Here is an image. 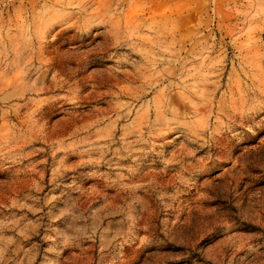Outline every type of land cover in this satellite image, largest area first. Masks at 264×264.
<instances>
[{
  "label": "rangeland",
  "instance_id": "obj_1",
  "mask_svg": "<svg viewBox=\"0 0 264 264\" xmlns=\"http://www.w3.org/2000/svg\"><path fill=\"white\" fill-rule=\"evenodd\" d=\"M0 264H264V0H0Z\"/></svg>",
  "mask_w": 264,
  "mask_h": 264
}]
</instances>
